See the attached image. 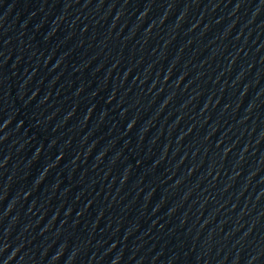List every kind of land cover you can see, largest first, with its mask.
I'll return each instance as SVG.
<instances>
[{
	"label": "water",
	"instance_id": "water-1",
	"mask_svg": "<svg viewBox=\"0 0 264 264\" xmlns=\"http://www.w3.org/2000/svg\"><path fill=\"white\" fill-rule=\"evenodd\" d=\"M0 264H264V0H0Z\"/></svg>",
	"mask_w": 264,
	"mask_h": 264
}]
</instances>
